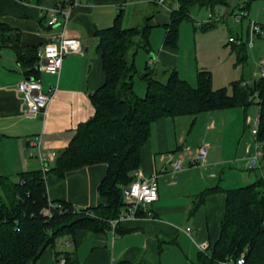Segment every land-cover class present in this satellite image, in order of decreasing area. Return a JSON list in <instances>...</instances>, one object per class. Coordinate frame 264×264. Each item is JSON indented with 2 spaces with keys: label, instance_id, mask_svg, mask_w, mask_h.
Masks as SVG:
<instances>
[{
  "label": "crops",
  "instance_id": "1",
  "mask_svg": "<svg viewBox=\"0 0 264 264\" xmlns=\"http://www.w3.org/2000/svg\"><path fill=\"white\" fill-rule=\"evenodd\" d=\"M60 1L0 0V24L19 34L21 46L40 48L61 36L76 38L83 45V53L74 52L64 58L59 76L41 75L45 91L57 88L46 112L36 118L27 117L25 101L17 89L26 75L16 49L12 45L0 49V175L17 177L22 172L42 170L40 159L30 154L29 139L40 134L44 148L56 150L59 155L73 139L78 126L94 115L91 94L106 80L96 34L112 26L120 14L124 28L141 27L149 17L150 52L154 58L150 63L158 72L165 68L177 70L182 78L196 85L198 71L210 70L195 63L192 44L201 32L196 26L193 30L189 28V40L182 42V48L165 44L166 27L172 10L177 7L175 0H166L165 5L153 0H78L65 24L49 25L48 8ZM200 10L197 14H203ZM248 10L258 20L264 17V6L263 13H258L255 5L249 3ZM210 12L224 15L219 7ZM223 19L226 22L225 15ZM185 29L186 26L183 32ZM247 34L245 24L237 37L245 38ZM228 43L235 44L230 39ZM153 47H160L158 57ZM248 109L236 107L154 121L151 135L142 147L137 171L144 175L158 174L159 199L143 208L144 212L135 219L120 222L116 229L93 231L81 227L73 235L59 237L36 264H56L66 253L72 254L79 264H196L199 253L208 250L220 236L226 190L235 188L231 177L244 180L252 176L231 172L247 169L248 159L257 149L254 136L247 130L258 119L259 111L254 117ZM186 116H192L190 125ZM236 128L243 131L242 136L231 140L230 131ZM239 134L236 133L235 139ZM203 141L210 145L208 165H187L172 177L174 158L195 152ZM260 144L261 141L259 148H262ZM106 172V163L74 169L65 177L50 171L45 174L49 199L64 200L78 208L106 204L107 198L98 190ZM213 187L217 189L209 192L192 212L199 195Z\"/></svg>",
  "mask_w": 264,
  "mask_h": 264
},
{
  "label": "trees",
  "instance_id": "2",
  "mask_svg": "<svg viewBox=\"0 0 264 264\" xmlns=\"http://www.w3.org/2000/svg\"><path fill=\"white\" fill-rule=\"evenodd\" d=\"M175 1L177 7L172 10L165 36V44L174 48L180 40L181 24L192 19L193 7L213 11L229 4V0ZM251 1L245 2L246 8ZM121 18L120 14L112 26L96 34L106 80L91 94L95 113L78 126L73 139L48 171L65 177L74 169L106 163L107 172L98 190L107 203L78 208L64 200H52L62 203L65 210H54L50 216L44 213L50 208V199L42 170L22 172L17 177L0 175V264H36L48 246L59 237L73 235L78 228L110 229L109 220L119 217L125 207L124 189L135 179L141 165V150L151 135L152 123L161 117L236 107L248 109L257 103V136L264 152V77L245 84L235 82L230 94L227 87L214 88L212 72L207 69L198 71L196 85L182 78L177 70L148 69L141 75L146 95L140 97L134 89V57L141 48L151 51L149 17L143 26L133 28H124ZM223 20L207 22L202 29L208 30ZM19 39L17 32L0 24V49L12 45L26 77L38 76L35 63L39 47L21 46ZM247 47L245 40L236 44L239 62L247 61ZM261 168L264 170V155ZM216 189L201 193L192 212ZM226 194L220 236L208 250L199 253L196 264H238L242 256L243 264H264V175L247 185L227 189ZM143 212L141 208L138 214ZM65 258L66 264H79L72 254L66 253Z\"/></svg>",
  "mask_w": 264,
  "mask_h": 264
},
{
  "label": "built area",
  "instance_id": "3",
  "mask_svg": "<svg viewBox=\"0 0 264 264\" xmlns=\"http://www.w3.org/2000/svg\"><path fill=\"white\" fill-rule=\"evenodd\" d=\"M160 5H165L166 0H153ZM247 1V0H245ZM78 0H61L56 6L48 8L50 19L49 25L57 23L65 24L71 14V10L76 6ZM237 19H247L248 34L245 39L240 37H230V42L240 44L244 40L247 42L248 47H253L256 38L264 39V24L250 18L248 8L245 6L235 13ZM224 17L216 15L213 12L209 13L208 22L219 21ZM74 52L83 53V45L80 40L76 38H68L61 36L60 39L52 40L40 47L37 52V60L35 63V70L38 76L24 77L17 85L19 93L22 95L26 104V115L29 118H36L46 112L50 102L52 101L56 86L49 88L47 91L43 89L41 82V75L43 73H50L59 76L63 67L64 58ZM264 77V58L260 61V76ZM259 119H257L251 126V133L256 140L257 149L248 159V168L254 170L261 167V158L264 155L263 150L259 148L258 140ZM28 147L30 154L37 156L43 167L42 171L46 174L51 169V163L54 162L58 153L56 150H47L43 146L42 136L35 135L29 139ZM210 145L208 142L203 141L195 152L188 151L187 154L178 155L173 160L172 169L170 174L176 177L179 172L184 170L187 165L206 167L208 165V154ZM190 155V156H188ZM125 207L120 216L115 219H110L109 222L113 229L126 219H135L141 208L155 203L159 199V182L158 174L144 175L142 172H135V179L124 189ZM50 208L44 210L50 216L54 210L63 212L64 206L60 202H53L50 199ZM152 216V212L149 213ZM187 232H191V228H187ZM238 264L245 262L244 257L238 259ZM56 264H66V258L60 257L57 259Z\"/></svg>",
  "mask_w": 264,
  "mask_h": 264
},
{
  "label": "rangeland",
  "instance_id": "4",
  "mask_svg": "<svg viewBox=\"0 0 264 264\" xmlns=\"http://www.w3.org/2000/svg\"><path fill=\"white\" fill-rule=\"evenodd\" d=\"M244 2V0H229L228 5L219 6V9L223 10L225 19L227 18L226 22H219L216 24V26L208 30L202 29L203 23L208 22V8L199 6L193 7L192 19L186 20L181 24V34L180 40L178 42V46L182 48V42H186V39L189 37V28L191 27V30H193L196 26L201 32L195 38L196 43L193 42L192 44L195 63H198L199 66L201 65L200 67H208V69L212 71L214 88L217 89L220 87H227L228 93L230 94L234 92L233 83L242 82V84H245L247 81L250 82L260 76V61L262 58H264V39L262 38H256L255 45L252 48L247 47L248 59L246 62L238 61L236 44L228 43L230 37H237V34L241 33V28L243 25L249 24V20L245 18L237 19L235 16V13H238L240 9L245 6ZM251 3L255 5L258 13H263L262 6H264V0H252ZM199 9H202L200 11L203 12V14H197ZM216 15L220 14L217 12ZM224 15L220 16L224 17ZM250 17L256 21L264 22V17L260 18L261 20H258L252 16ZM184 26H186V32H183ZM159 49L160 47H153V53L156 57H158L156 54H158ZM134 59L137 69V74L134 78V89L138 96L143 97L146 95L147 87L141 75L148 69L156 70L153 63H150L152 62L151 59L154 58L152 57V52L141 48L136 53ZM259 109L260 106L257 103H253L248 109L249 114L256 117L255 114L259 111ZM184 118H187V125H190V118H192V116H186ZM252 124L253 123L250 124V128L247 130L248 133L251 132L250 130ZM236 133H240L239 136H237V139H235ZM242 133L243 131L240 132L238 128L235 130L233 129L230 131V139L239 140L242 136ZM260 146L262 147V144H260ZM262 149L263 148H260L261 151ZM262 170L263 168L261 167L251 171H249L248 167L247 169L246 167L238 169V171L235 169L231 171L234 174L243 172L246 174H251L252 176L250 178L247 177L244 180H241L238 177H231V180H234L231 182V184L235 185V187L247 185L248 183L260 178L262 176ZM249 172H252L253 174Z\"/></svg>",
  "mask_w": 264,
  "mask_h": 264
},
{
  "label": "water",
  "instance_id": "5",
  "mask_svg": "<svg viewBox=\"0 0 264 264\" xmlns=\"http://www.w3.org/2000/svg\"><path fill=\"white\" fill-rule=\"evenodd\" d=\"M93 60H94V58H93Z\"/></svg>",
  "mask_w": 264,
  "mask_h": 264
}]
</instances>
